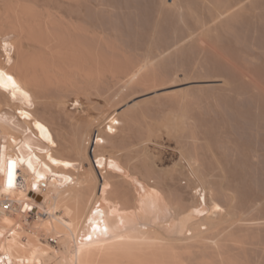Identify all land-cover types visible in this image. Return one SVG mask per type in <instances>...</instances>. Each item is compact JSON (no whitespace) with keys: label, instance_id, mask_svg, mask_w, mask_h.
<instances>
[{"label":"bare ground","instance_id":"obj_1","mask_svg":"<svg viewBox=\"0 0 264 264\" xmlns=\"http://www.w3.org/2000/svg\"><path fill=\"white\" fill-rule=\"evenodd\" d=\"M126 1L0 0V262L264 264L263 149L240 150L264 134V0H154L152 20ZM194 51L209 59L194 83L246 96L230 117L207 127L193 90L156 123L126 101ZM236 120L252 131L240 149ZM160 130L181 145L170 167L149 153Z\"/></svg>","mask_w":264,"mask_h":264},{"label":"rangeland","instance_id":"obj_2","mask_svg":"<svg viewBox=\"0 0 264 264\" xmlns=\"http://www.w3.org/2000/svg\"><path fill=\"white\" fill-rule=\"evenodd\" d=\"M117 4H121V5H124L125 6V4L126 5H128L129 3H128V1H126V0H119V2H118V0H114ZM126 3H125V2ZM146 2L147 1H150V0H145ZM144 0H130L129 2H130V5H134V8H135V6L137 7V5L139 6V4H140V10L138 9V7H137V10L138 11H141V9L144 7L146 10L147 9H149L147 12H146V10L144 9V11L146 12V14L144 13V15H145V17L146 16H148V15H150L151 13H153L154 14V9H153V6H154V0H151L152 2H145ZM170 1V0H169ZM134 2V3H133ZM172 2V1H171ZM133 3V4H132ZM138 3V4H137ZM149 5V7H148V5ZM152 6V7H151ZM143 11V12H144ZM142 12V13H143ZM152 15V14H151ZM152 16H154V15H152ZM151 17V16H150ZM149 16L147 17L148 19H153L152 17L150 18ZM193 54L195 53V51L194 52H192ZM192 53H188L187 55H185V57L183 56L182 58L181 57H179L180 59H178V60H180L179 61V64L176 62V65L175 64H173V66L170 68V74H169V71H168V74H169V76L170 75H172V77H171V79L169 80L168 78V80H167V82H166V80L165 81H163L164 83H160V84H162L163 86H161L160 84H156V85H150V86H152V87H150V86H147L148 87V89H150L151 88V91H148L149 92V94L147 95V94H145L144 93V95L143 96H140V94L138 93V91L141 89H139V90H137V91H135V92H137L136 94L138 95H134L135 93L133 92V93H129V95H131V97L130 96H128V98H126V101H127V99H128V101H130V100H132L131 98H133L134 99V97H137V98H135L133 101L134 102H136L137 100H143L142 101V103H141V105L139 106L140 107V109H138V110H148V108H150V110L153 112V113H155V115L154 114H152L151 113V111L148 113V114H150L151 113V115L152 116H154V121L157 119V120H159L160 118H162V117H164L166 114H167V112H170L171 111V109H174L175 107H176V103L178 102V101H180L181 100V98H182V96L185 94V96L187 95L188 97L193 93L194 95H196L197 94V97L195 96V98H199L198 100H200V101H196L195 99H194V95L192 94V96H193V98H191L192 96H190L189 98H191L190 100H192V102H193V100L195 101V102H193V103H191L192 104V106H193V108H195L194 110H195V113H196V115L197 116H199L201 113L203 114V115H206L205 117H203V119L205 120L204 121V123L206 124V123H208V126L207 127H210L211 129H212V127H213V123H214V121H215V117H217V115L218 116H220V118L221 119H227L228 117L226 116L225 117V114L227 113V111H229L230 109L228 108V106H231V105H233L234 104V106H235V104L237 103V102H239L238 100H242V99H244V98H246V96H240L241 94H237V96H235V97H233L234 96V94L232 93V95H230L231 93H229L228 91L226 92L225 91V89L227 90V88L226 87H224V85L222 84V83H218V85L217 84H215V85H217L216 86V91H215V94H214V91H211L210 89H209V87H207L208 86V84L207 83H201V82H199V83H194V81H198V80H203L202 78L205 76V77H207V75L205 74V72H204V70H203V68H201L200 69V67H202V65H203V67L206 65V63L205 62H208L209 61V59H206L205 57H207L205 54H204V56L203 55H201L202 53H199V51H196V53H198V54H196L195 53V56L192 58V56H193V54ZM189 55V56H188ZM190 55H191V57H190ZM200 57H199V56ZM187 56V57H186ZM187 58V59H186ZM194 59L193 61L191 60V62L193 63H191L189 60L190 59ZM199 58V59H198ZM204 58H205V61H204ZM209 58V57H208ZM195 59H197L198 61H196ZM201 59V60H200ZM177 60V61H178ZM183 61V62H182ZM184 61L187 63L188 62V64L190 65H188V64H185L184 63ZM197 62H198V64H197ZM199 62H201L200 63V67H197L196 68V66H199ZM182 63H184V66L185 67H187V68H185L184 66H180V65H183ZM197 64V65H195V64ZM208 64V63H207ZM181 67V68H180ZM183 67V68H182ZM190 67V68H189ZM173 68V69H172ZM180 68V69H179ZM185 68V70H187L188 68V70H190V72L188 71H185V70H183ZM205 68V67H204ZM181 72H180V71ZM193 70V71H192ZM174 71V72H173ZM192 71V72H191ZM199 71V72H198ZM202 71V72H201ZM180 72V73H179ZM204 72V73H203ZM179 73V74H178ZM188 74V75H187ZM193 74V75H192ZM203 74H205V75H203ZM177 75H178V77H177ZM187 75V76H186ZM189 75H190V77H189ZM192 75V76H191ZM192 77V78H191ZM198 77V78H197ZM204 77V78H205ZM178 78V79H177ZM181 78V79H180ZM195 78V79H194ZM184 79V80H183ZM172 80V81H171ZM171 81V82H170ZM179 81V82H178ZM184 81V82H183ZM190 81H192V82H190ZM166 82V83H165ZM176 82H178V83H176ZM183 82V83H182ZM187 82V83H186ZM169 84V86H168V84ZM181 83V84H180ZM238 83V82H237ZM237 83H236V85H235V88H234V91H236L237 93H242L243 92V87L242 88H240V84L239 85H237ZM173 84V85H172ZM176 84V85H175ZM202 84V85H201ZM205 84V85H204ZM222 85V88L220 87ZM233 85V86H234ZM158 86V87H157ZM168 86V87H167ZM194 86V87H193ZM197 86H203V90H202V87L201 88H198ZM186 87V88H185ZM189 87V88H188ZM195 87H197V88H195ZM219 87V90H217V88ZM177 88V89H176ZM192 88V89H191ZM153 89V90H152ZM166 89V90H165ZM181 90V91H179V90ZM189 89H191V90H189ZM199 89H201V92L199 93H197V91H200ZM215 89V88H214ZM223 91H222V90ZM144 90H146V89H144ZM173 90V91H172ZM195 90V92H193V91ZM197 90V91H196ZM241 90H242V92H241ZM141 91V90H140ZM139 91V92H140ZM147 91V90H146ZM175 92V93H172L171 94V92ZM191 91H192V93H191ZM202 91H204V95L206 96L207 95V97H205V96H203V95H201V93L203 94V92ZM210 91V92H209ZM222 94H220L219 92ZM144 92V91H143ZM142 92V93H143ZM150 92H151V94H150ZM154 92V93H153ZM170 93L173 97H171V95L170 94H168V93ZM178 92V93H177ZM180 92V93H179ZM188 92V93H187ZM236 92H234V93H236ZM141 93V92H140ZM160 93H162L161 95H160ZM163 93L164 94H166V97H165V95H163ZM212 93V94H211ZM229 93V94H228ZM168 94V95H167ZM216 95V98L218 99L217 101H216V98H215V96L214 95ZM218 94H220L221 96H223V94H225V96H227V97H225L224 98V96H223V98L219 95L218 96ZM134 95V96H133ZM142 95V94H141ZM155 95V96H154ZM163 95V96H162ZM210 95H212V96H210ZM236 95V94H235ZM239 95V96H238ZM133 96V97H132ZM149 97V99L151 100H149L148 99V97ZM161 96V97H160ZM201 96H203V98H204V100H203V98L201 97ZM214 96V97H213ZM232 96V97H231ZM127 97V96H126ZM147 97V98H146ZM160 97V102H159V100H158V98ZM170 97V98H169ZM175 97V98H174ZM209 97V98H208ZM212 97L213 98H215L214 100L212 99ZM165 98V99H164ZM201 98V99H200ZM207 98V100H205ZM222 98V99H221ZM227 98H228V100H227ZM147 100V102H145V100ZM161 99H164V101L163 100H161ZM169 99H172L171 101L173 102V105L171 104L172 102H170V100ZM211 99H212V101L213 102H211ZM232 99V100H231ZM238 99V100H237ZM93 100L95 101V102H99V103H103V104H105V101H104V99H103V97H94L93 98ZM204 102H203V101ZM208 100H210V102L208 101ZM221 100V101H220ZM227 100V101H226ZM231 100V101H230ZM246 100H247V98H246ZM104 101V102H103ZM152 102V104L150 103V102ZM175 101H176V103H175ZM215 101V102H214ZM163 102V103H162ZM200 102V103H199ZM222 102V103H221ZM225 103V105H224V103ZM230 102H232V103H230ZM236 102V103H235ZM169 103V104H168ZM175 103V104H174ZM199 103V104H198ZM206 104V106H204V104ZM214 103V104H213ZM218 103H219V105H218ZM149 105V106H146V105ZM168 104V105H167ZM171 104V106L169 107V105ZM197 104L201 107V106H204V107H201V108H199V106H197ZM210 104V105H209ZM227 104V105H226ZM165 105H166V108H165ZM211 105H213L212 107H210ZM220 105H221V107H220ZM88 106V105H87ZM160 106H162L163 108H161ZM196 106V107H195ZM208 106H209V108H208ZM218 106V107H217ZM226 106H227V108H226ZM233 106V107H234ZM90 107V106H89ZM89 107H86L85 106V109H86V114L87 115H96L97 114V112L94 110V109H92V108H90L89 109ZM148 107V108H147ZM156 107H157V109H156ZM158 107H160V108H158ZM206 107V110L208 109V111H206V110H204V108ZM218 109H217V108ZM224 107V108H223ZM232 107V108H233ZM168 108V109H167ZM171 108V109H170ZM203 108V109H202ZM211 108L213 109V111H209V109L211 110ZM229 109V110H226V109ZM232 108H231V110H232ZM106 109H108V108H106ZM160 109V110H159ZM200 111H199V110ZM215 109V110H214ZM222 109V110H221ZM225 109V112L223 111ZM87 110H88V112H87ZM89 110H90V112H89ZM219 112H218V111ZM109 111H111V109H109ZM155 111V112H154ZM164 111V112H163ZM197 111H199V112H197ZM202 111V112H201ZM208 114H207V113ZM214 113L215 114V112L217 113V115L215 114V117H214V114H212V113ZM224 112V113H223ZM85 114V115H86ZM209 114H211V115H209ZM224 116H223V115ZM228 114V113H227ZM226 114V115H227ZM150 115V116H151ZM203 115H200V118H202V116ZM150 116H149V118H150ZM151 116V118L153 119V117ZM228 116H229V114H228ZM148 115L146 116V120H148ZM208 117V118H207ZM223 117V118H222ZM230 117V116H229ZM150 118V119H151ZM205 118H207V120L210 122V121H212V119H214L213 121H212V123H209V122H206L207 120L205 119ZM219 117H217V119H218ZM220 118H219V120H220ZM234 117H232V119H233ZM253 120H252V119ZM150 119H149V121H148V123L150 122ZM217 119H216V123H214V126H217V124H219L220 122H221V120H220V122L219 123H217L218 121H217ZM236 119H238V118H236ZM250 119L252 120V121H254L255 120V122H253V123H257L256 125L257 126H259V123H258V121H256V119H254V117H253V115H251V117H250ZM157 120L155 121V123L157 122ZM234 121H235V119H233ZM154 121H152V124H154L153 122ZM147 122V121H146ZM240 122H242L241 124H243V127H241V128H239V129H241V131H239V132H241L240 134H239V137H240V139H239V137L237 138V137H235L234 135H236V134H234V133H232L231 132V134H232V136H231V140H232V142L234 143H237L236 145H237V147L240 149V147H241V144L239 143V142H243L245 139H243L242 137L249 131V132H252V131H250L251 129H249V123L248 124H245V123H243V121H241L240 120ZM239 121H237L236 120V122H234V124L236 125V124H238V123H240ZM211 124V125H210ZM216 124V125H215ZM240 124V125H241ZM245 124V125H244ZM255 124H253V125H255ZM261 124V123H260ZM207 125V124H206ZM239 125V124H238ZM237 125V126H238ZM255 125V127L257 128V126ZM249 126V127H248ZM239 127V126H238ZM254 127V126H253ZM253 127H251L252 129H253ZM248 129V131L246 132V130ZM255 129V128H254ZM208 130H209V128H208ZM242 130H243V132H242ZM245 130V131H244ZM162 131V132H161ZM229 131V130H228ZM256 132H258V131H255L254 130V132L253 133H249V134H252V136H249V134H246L247 135V137L245 136V138L246 139H249V141L247 140V141H244L243 143H242V146L243 147H241V151H243V152H245V149H246V152H245V154H248L249 153V151H251V150H255V149H257V152H259V155L261 156V153H262V149H263V154H264V143L262 142L263 140H264V134H262L264 131H262V133H259V134H262L263 135V137H262V135H261V140L262 141H260L261 143H263V146H262V144H260V142H259V140L257 141V139H259V137H258V135H257V133ZM163 133V134H162ZM209 133V135L208 134H206V132H205V134H206V136H205V134L203 135L204 137H202V135H199L200 136V139H202L201 140V143H203L204 141V144L203 145H205V147H207V145H208V143H212V144H210V146H212L213 144H214V138H213V136L214 135H212V133L214 134V132H212V131H209L208 132ZM158 134H159V136H158ZM166 134H167V136H166ZM234 134V135H233ZM243 134V135H242ZM255 134H256V136H255ZM238 135V134H237ZM236 135V136H237ZM158 136V137H157ZM157 138H154L155 140L152 142V143H150V145H149V147H150V149H149V153L151 154L152 152V155L154 154L155 156H158V157H155L154 155H153V158H154V162L155 163H157L156 165L158 166V165H160L159 167H161V165L162 166H164L165 164H167V165H165L164 167H170V165L171 166H173L174 165V163H178V161L180 160V158H181V145H178V142H177V139H179V138H176L175 137V135H169L168 136V133H166V131H164V130H160L158 133H157ZM171 136V137H170ZM208 136V137H207ZM209 136H211V137H209ZM162 137H163V139H162ZM172 137H173V139H172ZM234 137V138H233ZM249 137H251V138H249ZM159 138V139H158ZM206 138H208V139H206ZM211 138V139H210ZM233 138V139H232ZM254 138V139H253ZM168 139V140H167ZM176 139V140H175ZM203 139H204V141H203ZM235 139H239L238 140V142H237V140H235ZM241 139H243V141L241 140ZM158 140V141H157ZM208 140H210V142H208ZM253 140H256L257 142H256V144H258V142H259V144L256 146V144H255V141H253ZM203 141V142H202ZM251 141H253V144H255V146L251 143ZM177 142V143H176ZM155 144H157V145H155ZM180 144V143H179ZM240 144V145H239ZM235 145V144H234ZM239 145V146H238ZM260 145V146H259ZM179 146V147H178ZM214 146V145H213ZM212 146V147H213ZM262 146V147H261ZM247 147V148H246ZM257 147H259V148H257ZM207 148H209V147H207ZM251 149V150H250ZM153 150V151H152ZM167 151V152H166ZM179 152H180V154H179ZM162 155V156H161ZM165 156V157H164ZM263 156V155H262ZM261 156V159H260V161H262L263 163L261 164L262 165V167H264L263 165H264V157H262ZM161 157V158H160ZM169 158V159H168ZM179 158V159H178ZM156 160V161H155ZM160 161V162H159ZM162 161V162H161ZM170 162V163H169ZM162 163V164H161ZM181 165V164H180ZM263 174H264V171H263ZM264 178V176L262 175L261 177H260V180L261 179H263ZM262 184H261V183ZM259 183H260V186H262V188H264V184H263V182H264V179L262 180V181H260Z\"/></svg>","mask_w":264,"mask_h":264},{"label":"snow or ice","instance_id":"obj_3","mask_svg":"<svg viewBox=\"0 0 264 264\" xmlns=\"http://www.w3.org/2000/svg\"><path fill=\"white\" fill-rule=\"evenodd\" d=\"M6 47H7V45H6ZM4 75L5 74L2 71H0V79H2L4 77ZM7 80L10 83H12L13 87H15V83H14V81H13V79H12L11 76H8L7 77ZM37 127H41V126L38 124ZM109 130L111 131V129H109ZM53 163H59V162L58 161H53ZM29 166L31 167V165H29ZM14 168H15V162H12V169H14ZM13 179H14L13 172L12 171H9V173H8V181H7L9 186L12 185ZM104 231H107V229L105 228ZM87 239L90 240L91 239V236L87 237Z\"/></svg>","mask_w":264,"mask_h":264}]
</instances>
